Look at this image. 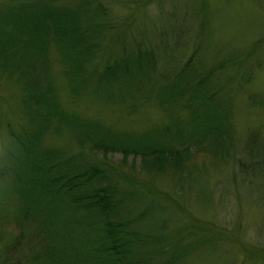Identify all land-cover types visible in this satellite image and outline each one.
<instances>
[{
    "label": "trees",
    "instance_id": "trees-1",
    "mask_svg": "<svg viewBox=\"0 0 264 264\" xmlns=\"http://www.w3.org/2000/svg\"><path fill=\"white\" fill-rule=\"evenodd\" d=\"M115 3L0 0V80L22 93L24 122L20 133L8 130L10 144L0 157V181L10 193L17 227L16 237L0 250V264H181L196 257L205 240H218L210 233L215 222L183 230L164 213L174 208L187 214L173 181L189 175L194 155L210 147L222 154L233 146L229 116L216 111L224 109L223 97L233 85L245 84L250 60L264 49V32L248 52L217 49L208 60L221 61L209 65L201 64L206 58L196 34L195 46H179L175 56L161 51L177 61L172 68L161 62L146 20L115 19ZM137 24L144 28L142 37L136 36ZM51 53L73 97L153 101L168 111V127L115 131L64 109L50 73ZM135 109L131 103L129 111ZM48 136L62 144L44 146ZM116 155L117 163L111 159ZM238 157V174L258 167L259 161ZM166 175L177 198L156 189ZM228 236L236 240L238 233ZM11 249L20 252L18 260L8 256ZM258 252L264 262V247Z\"/></svg>",
    "mask_w": 264,
    "mask_h": 264
},
{
    "label": "rangeland",
    "instance_id": "rangeland-1",
    "mask_svg": "<svg viewBox=\"0 0 264 264\" xmlns=\"http://www.w3.org/2000/svg\"><path fill=\"white\" fill-rule=\"evenodd\" d=\"M115 1L113 13L117 17L114 18L130 15L134 22L146 20L147 33L152 35L154 39L151 42L160 50L161 62L172 68L177 61L164 57L161 51L167 49L168 55L175 56L179 46H195L197 35L206 58L201 64L209 65L221 61L208 60L217 49L226 53L228 48L248 52L264 32V0H159L161 8L157 0ZM201 5L203 15H199ZM137 27L136 36L142 37L144 28L138 24ZM160 32H164L165 36L159 37ZM51 58L50 73L56 82L57 94L64 109L72 114L98 121L121 132L143 133L168 127V111L153 101L136 102L135 98H125V101L115 99L103 102L86 95L73 97L67 91L62 66L55 60L54 53H51ZM157 58H160L159 54ZM252 58L249 76L243 79V87L238 89V84L233 85L229 96L223 97L224 109L216 111L218 115L227 113L229 116L233 146L230 149L226 147L222 154L213 153L210 147L206 153L194 155L191 164L194 167H187L189 175L181 182L173 181L181 190L179 197L178 190L175 193L173 185H169L171 181L168 175L156 182L159 194L165 192L173 198L178 197V204L187 212L184 216L172 208L164 213L166 218L175 221L174 226L185 230L196 222L216 224L210 233L217 235L218 240L207 243L205 240L196 251V257L188 256L181 264H264L262 260L258 261L261 256L258 250L264 247V171L260 168L264 158V49H260ZM21 95L17 86L0 80V157L10 144L8 130L20 133L24 128L18 104ZM249 96H253L251 99L254 103ZM131 103H136V109L132 112L129 111ZM179 116L187 117L183 112ZM43 143L44 146L62 144L53 136L46 137ZM237 157L248 164L253 160L259 161L258 167L246 174H238ZM111 159L117 163L121 157L116 155ZM128 161L130 165L131 160ZM139 165L137 161V169ZM148 198L151 200L152 196ZM11 200L7 186L0 181V250L17 235ZM145 226L157 227L155 224ZM174 226L169 225L172 229ZM234 232L238 233L236 240L228 236ZM251 249L256 252H247ZM7 253L14 260L20 255L18 249H11Z\"/></svg>",
    "mask_w": 264,
    "mask_h": 264
}]
</instances>
